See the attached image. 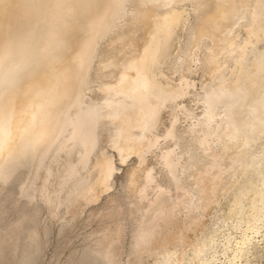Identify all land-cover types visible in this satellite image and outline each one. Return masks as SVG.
Listing matches in <instances>:
<instances>
[{
	"label": "bare ground",
	"instance_id": "6f19581e",
	"mask_svg": "<svg viewBox=\"0 0 264 264\" xmlns=\"http://www.w3.org/2000/svg\"><path fill=\"white\" fill-rule=\"evenodd\" d=\"M80 218L58 264L264 259V0H0V264Z\"/></svg>",
	"mask_w": 264,
	"mask_h": 264
},
{
	"label": "rangeland",
	"instance_id": "374dc122",
	"mask_svg": "<svg viewBox=\"0 0 264 264\" xmlns=\"http://www.w3.org/2000/svg\"><path fill=\"white\" fill-rule=\"evenodd\" d=\"M195 76V77H194ZM198 74H194L192 76L193 78V81H194V84L195 86L198 88L199 87V83H200V77L198 78ZM198 83V84H197ZM130 162H132V159H129ZM128 161V163H130ZM122 169H121V167ZM118 166V169H117V172L118 173H121L126 164H122ZM120 167V168H119ZM121 171V172H120ZM118 183V176L115 177V180H114V183L112 185V189L110 188V191H115L116 190V184ZM115 184V185H114ZM116 194H120V192H117ZM102 201V199H100L97 203H100ZM84 215V214H83ZM124 219V222H126L125 220V215L122 216ZM83 222V223H82ZM96 222H93V223H86L84 222V219L83 218H80L70 229L68 235L66 237H61V236H58L56 235L55 233L52 232V236H51V233L49 235V243L48 241L46 242V244L44 245L45 248H44V253H42V256H41V259H40V262H38L37 264H58V260L56 258V256L58 255L59 253V249L60 248H63L66 249L67 247L65 246H71L72 244L73 245H77L81 242V237H83L94 225H95ZM87 230V231H86ZM237 234H235V236H239V231L237 230L236 231ZM55 236V237H54ZM73 236V237H72ZM50 237H51V240H50ZM80 239V240H79ZM63 240H66V241H63ZM52 241V242H51ZM63 242V243H62ZM65 242V243H64ZM68 242V243H67ZM70 242V243H69ZM67 243V244H66ZM77 243V244H76ZM63 244H65L63 246ZM70 244V245H69ZM55 245V246H54ZM61 245V246H60ZM47 246V247H46ZM52 246V247H51ZM59 246V247H58ZM59 248V249H58ZM58 249V250H57ZM56 251V252H55ZM55 256V257H54ZM43 257V258H42ZM58 257V256H57ZM44 259V260H43ZM222 261H224L222 258L219 260V264H222ZM264 259L261 260V262L259 264H264ZM236 264V263H235ZM239 264V263H237ZM255 264V263H254Z\"/></svg>",
	"mask_w": 264,
	"mask_h": 264
}]
</instances>
